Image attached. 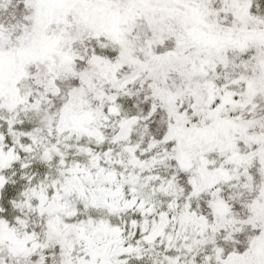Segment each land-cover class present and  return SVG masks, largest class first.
Segmentation results:
<instances>
[{"label": "snow or ice", "instance_id": "obj_1", "mask_svg": "<svg viewBox=\"0 0 264 264\" xmlns=\"http://www.w3.org/2000/svg\"><path fill=\"white\" fill-rule=\"evenodd\" d=\"M0 264H264V0H0Z\"/></svg>", "mask_w": 264, "mask_h": 264}]
</instances>
